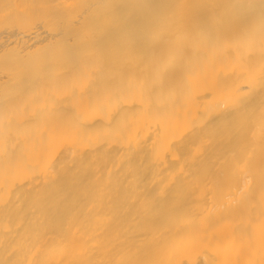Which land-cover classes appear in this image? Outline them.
Here are the masks:
<instances>
[{"label": "bare ground", "instance_id": "obj_1", "mask_svg": "<svg viewBox=\"0 0 264 264\" xmlns=\"http://www.w3.org/2000/svg\"><path fill=\"white\" fill-rule=\"evenodd\" d=\"M0 264H264V0H0Z\"/></svg>", "mask_w": 264, "mask_h": 264}]
</instances>
